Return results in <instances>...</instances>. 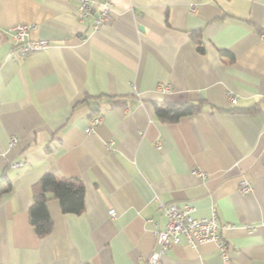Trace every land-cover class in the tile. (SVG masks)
I'll list each match as a JSON object with an SVG mask.
<instances>
[{
  "label": "crops",
  "instance_id": "0c3cea01",
  "mask_svg": "<svg viewBox=\"0 0 264 264\" xmlns=\"http://www.w3.org/2000/svg\"><path fill=\"white\" fill-rule=\"evenodd\" d=\"M101 2L80 19L79 0H0V264H149L166 223L156 197L196 217L214 208L237 226L222 231L231 261L264 264V0H112L94 31ZM21 22L50 46L13 56ZM153 101L204 106L165 122ZM47 173L79 179L85 208L63 212L51 197L53 229L40 237L29 208ZM163 264L225 262L215 242L183 237Z\"/></svg>",
  "mask_w": 264,
  "mask_h": 264
},
{
  "label": "built area",
  "instance_id": "2783aa9c",
  "mask_svg": "<svg viewBox=\"0 0 264 264\" xmlns=\"http://www.w3.org/2000/svg\"><path fill=\"white\" fill-rule=\"evenodd\" d=\"M111 3L112 0H102L99 11L95 16L93 30L98 31L102 25L111 19ZM94 0H79L77 12L80 19L88 17L93 11ZM189 11L195 13L197 11V3L192 2ZM38 28L36 23H17L10 28L13 39L15 41L13 48V56L24 55L30 52L46 49L50 46V40L47 38H32L31 33ZM264 39V33L261 34ZM159 88L163 91L171 89V82H159ZM227 96L232 104L237 99L232 92H228ZM103 119L102 114L97 113L91 115L85 128L87 133L93 132L97 125ZM19 141L16 133L9 135L8 145L13 147ZM21 161L15 162L12 166H20ZM192 172L198 176H204L205 172L199 169H193ZM253 189L251 182L247 178H242L239 182V190L243 193ZM159 205L162 207L166 216V223L163 228H154L153 234L156 239L157 249L151 252L147 259L149 264H163V254L165 250L178 243L183 237L186 238L188 244L194 248L204 241H213L217 245L225 264H234L228 251V245L222 231L237 227L236 224L230 222H220L216 210L213 208L211 214L205 217H196L193 215L195 207L189 202L176 203L164 202L156 197ZM111 215L115 214V209L109 210ZM156 224V223H155ZM157 225V224H156ZM243 228L252 231L256 224H244ZM89 264V263H83Z\"/></svg>",
  "mask_w": 264,
  "mask_h": 264
},
{
  "label": "trees",
  "instance_id": "16d2710c",
  "mask_svg": "<svg viewBox=\"0 0 264 264\" xmlns=\"http://www.w3.org/2000/svg\"><path fill=\"white\" fill-rule=\"evenodd\" d=\"M192 37L198 49L203 51L201 34L193 31ZM153 105L157 117L162 121L171 122L201 111L204 101L197 103L153 101ZM51 197L59 200L63 212L81 213L85 208V188L79 179L58 177L52 173L45 174L34 187L33 201L29 208L30 223L40 237L50 234L53 229V217L48 205Z\"/></svg>",
  "mask_w": 264,
  "mask_h": 264
}]
</instances>
